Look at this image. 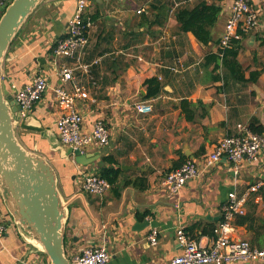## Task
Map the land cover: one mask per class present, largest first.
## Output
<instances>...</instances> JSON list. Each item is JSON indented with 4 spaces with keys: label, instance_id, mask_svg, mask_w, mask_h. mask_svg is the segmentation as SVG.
Here are the masks:
<instances>
[{
    "label": "crops",
    "instance_id": "1",
    "mask_svg": "<svg viewBox=\"0 0 264 264\" xmlns=\"http://www.w3.org/2000/svg\"><path fill=\"white\" fill-rule=\"evenodd\" d=\"M154 1L104 0L102 14L94 17L96 8L90 0L86 13L93 17L94 25L82 63L93 64L91 74L69 58H57L75 68L76 82L86 93L77 102L84 117L83 129L90 130L95 121L103 119L110 130L108 145L84 149L93 155L92 163L80 164L73 154L52 149L49 140L37 131L17 130V135L23 132L18 137L24 145L50 161L62 194L71 201L65 241L70 259L82 249L96 246L105 247L114 264H166L182 252L178 228L207 241L224 218L229 193L242 195L264 176V152L256 161L246 159L237 164L222 158L212 168L202 166L216 143L237 133L239 124H249L255 118L264 127V73L256 82L226 81L229 71L206 62L207 55L219 48L233 0H205L222 8L213 29L214 39L207 45L192 32L181 31L175 17L179 6H194L201 0H160L153 6ZM250 4L260 23L241 40L238 60L246 78L264 65V0H250ZM76 7L77 0H46L18 32L3 65V79L13 94L36 75L49 76L50 88L32 115L50 130L54 141L59 136L56 123L61 109L53 87L72 89L73 84L58 75L53 47L66 33ZM143 7L150 19H157L158 14L162 20L167 17L164 24H155L150 31L146 19L137 12ZM151 77L160 80L162 89L157 96L147 98L145 81ZM185 100L189 103L183 105ZM140 102L152 110L138 111ZM107 155H113L122 170L120 196L113 188L103 196L85 193L82 172L99 173ZM187 159L195 160L202 172L179 192L171 193L164 179ZM142 176L147 178L146 189L136 184ZM79 192L85 195L78 196ZM245 208L244 214L234 218L232 237L263 247L264 189L249 193ZM11 220L0 192V223L7 225L0 238V264H49L48 256L28 242L29 235ZM144 220L149 225L135 229L136 223ZM196 223L199 225L193 227ZM154 228L159 230L157 245L149 240ZM225 264H264V260Z\"/></svg>",
    "mask_w": 264,
    "mask_h": 264
},
{
    "label": "built area",
    "instance_id": "2",
    "mask_svg": "<svg viewBox=\"0 0 264 264\" xmlns=\"http://www.w3.org/2000/svg\"><path fill=\"white\" fill-rule=\"evenodd\" d=\"M11 0H0V16ZM90 0H77L75 13L71 17L66 33L55 44L54 57L69 58L79 65H83L85 71L91 74L93 64H84L82 59L86 54L89 44V35L93 27L92 17L86 13ZM140 8L138 13L145 12ZM260 23L258 12L250 4V0H233L231 13L226 22L225 30L221 36L219 48L230 46L233 39L242 40L243 37L253 31ZM57 73L63 81L71 82L72 89L62 85L53 87L56 101L61 109L57 119V132L60 141L70 147L82 148L91 145L104 147L110 142V130L103 119L95 121L90 130H84V117L78 109V99L86 97L84 88L76 82L75 68L67 62H58ZM97 62V61H95ZM50 88L49 76L36 75L30 82L14 92L20 108L18 114L24 118L32 114L33 109L40 101L44 93ZM138 111L148 112L152 107L140 102L136 105ZM264 152V135L254 132L249 124H239L238 132L226 135L215 145L213 151L204 159V169L216 166L222 158L229 159L237 164L243 160L256 161ZM202 172L199 164L193 159H187L179 167L167 173L164 186L171 193H177L191 178L199 176ZM82 189L91 195H105L112 185L98 172H82ZM264 189V176L259 178L246 192L238 195L235 191L229 193V199L224 204V218L214 228V234L207 241L198 239L188 234L183 227L177 229V240L182 246L181 254L175 256L166 264H225L234 261L257 262L264 260V247H256L245 239H234V218L244 214L245 204L249 193ZM7 229L5 223H0V238ZM152 245L159 241V230L152 229L149 234ZM27 264H43L32 263ZM71 264H114L105 247H87L71 258Z\"/></svg>",
    "mask_w": 264,
    "mask_h": 264
},
{
    "label": "water",
    "instance_id": "3",
    "mask_svg": "<svg viewBox=\"0 0 264 264\" xmlns=\"http://www.w3.org/2000/svg\"><path fill=\"white\" fill-rule=\"evenodd\" d=\"M46 0H11L0 16V192L4 204L33 243L49 258V264H71L66 254V219L70 200L59 186L56 169L36 150L29 149L17 135L18 128L41 133L49 140L51 148L64 154H73L76 161L87 165L93 155L82 148L64 145L59 136L52 138L34 115L22 118L18 114V100L3 79V65L8 48L30 15ZM102 9L104 0H95ZM39 61H45L41 58ZM66 148H69L66 151ZM122 167H125L124 165ZM78 196H84L79 192ZM149 225L148 220L137 222L135 229Z\"/></svg>",
    "mask_w": 264,
    "mask_h": 264
},
{
    "label": "trees",
    "instance_id": "4",
    "mask_svg": "<svg viewBox=\"0 0 264 264\" xmlns=\"http://www.w3.org/2000/svg\"><path fill=\"white\" fill-rule=\"evenodd\" d=\"M91 2L96 8L94 17H99L102 14L100 4L95 0H91ZM160 2V0H155L153 6H158ZM221 10L222 8L215 3H209L205 0H201L194 6H179L175 11V17L179 23L181 31L192 32L200 43L207 45L214 39L213 29L218 22ZM140 14H142L143 18L146 19L147 23L150 25V31L155 24L163 25L164 20L167 19V17H165L164 20H162L160 15L158 14L156 15L157 19L153 20L150 19V16L146 12ZM261 46L264 47V37L261 40ZM240 49L241 40L233 39L230 46L221 49L218 48L217 52L209 53L206 57V62H214L215 68L223 67L225 70L229 71L231 73V76L224 77L226 81L233 80L241 83L258 81L259 77L264 73V65L261 70L251 71L249 78H246L245 69L238 60ZM145 84H147V98L155 97L161 92L162 84L157 77L146 79ZM187 103H189V101H182L183 105ZM249 126L254 132H257L259 134H263L264 132V127L262 125H258V120L255 118L251 119ZM103 161L105 164L109 165L104 164L101 167L99 174L108 179V181L112 185V188L116 191V195L120 196L119 186L120 182L122 181L121 167L113 155L105 156L103 158ZM136 181L137 186L141 189L147 188V178L145 176L140 177V180L137 179ZM127 183L129 182H126V184ZM198 225V223L193 224V227H197Z\"/></svg>",
    "mask_w": 264,
    "mask_h": 264
},
{
    "label": "rangeland",
    "instance_id": "5",
    "mask_svg": "<svg viewBox=\"0 0 264 264\" xmlns=\"http://www.w3.org/2000/svg\"><path fill=\"white\" fill-rule=\"evenodd\" d=\"M22 134H23V132H20V133L18 132V136H21Z\"/></svg>",
    "mask_w": 264,
    "mask_h": 264
}]
</instances>
